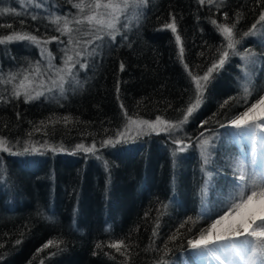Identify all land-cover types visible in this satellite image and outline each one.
Here are the masks:
<instances>
[{"label":"trees","instance_id":"obj_1","mask_svg":"<svg viewBox=\"0 0 264 264\" xmlns=\"http://www.w3.org/2000/svg\"><path fill=\"white\" fill-rule=\"evenodd\" d=\"M6 2L0 0V10ZM47 2L57 10H69L70 18L74 11L78 15L68 0ZM262 8L264 3L256 0H219L211 10L207 2L201 6L197 0H148L140 16L122 29L126 39L117 35L114 43L89 58L88 68L77 74L78 85L60 99L25 103L21 96L0 102V139L20 153H0V264H173L187 253L188 240L216 217L213 202L226 194L229 182L214 175V186L207 188L202 204L201 159L194 148L172 157L182 146L171 143L169 134H149L114 148L100 145L115 139L129 118L180 121L194 103V84L184 65L203 75L217 58V49L222 43L226 46L211 20L231 26L239 14L233 38L240 39ZM171 15L176 17L180 44L176 34L164 28ZM38 17L33 21L30 15L6 12L0 23L11 27H0V34L23 30L41 37L60 35L54 23ZM236 48L251 49L258 57L251 103L264 89V48L251 36L240 39ZM35 57L33 48L21 42L0 46V76L27 69ZM240 76L239 56H230L185 122V140L187 135L219 130V122L227 123L244 111ZM12 89L0 83V96H11ZM230 97L236 100L221 108ZM203 121L207 123L201 127ZM93 143L96 157L78 152L77 145ZM220 151L229 149L223 145ZM189 217L195 224L190 221L180 228ZM174 234L177 239L170 240ZM113 243L120 244L119 251L108 246Z\"/></svg>","mask_w":264,"mask_h":264},{"label":"snow or ice","instance_id":"obj_2","mask_svg":"<svg viewBox=\"0 0 264 264\" xmlns=\"http://www.w3.org/2000/svg\"><path fill=\"white\" fill-rule=\"evenodd\" d=\"M72 3V6L78 10V15L73 17L72 21L68 20L67 15L55 16L53 23L57 25L56 31L60 32L61 36L68 35V40L65 42L58 36H37L29 32L13 31L11 34H0V45H6L10 42H27L32 46H36L40 50L41 60L37 61L34 65L30 64L27 69L19 70L17 73H9L5 78L0 76V83H13L17 76H22L19 84H14L11 96H0V102L8 103L12 99H19L21 95L24 96V102L28 103L34 99H37L41 95H44L43 91H36L35 94H31L28 89L25 88V82L29 81V76H40L41 63L46 61V71L52 72L56 79H52L51 83L53 87H59L61 93L64 92V84L67 83V78H71L73 82L79 83L76 80V73L73 69L79 65L80 70H86L88 68V59L100 54V52L109 44L116 41L117 35L121 36V39H126L123 35L122 29H127L128 24V9H138L148 3V0H78L73 3V0H68ZM211 6L216 3V0H197V3L204 6L205 3ZM223 3V0H221ZM257 4L264 3V0H256ZM36 8H46L45 0H38L35 5ZM88 12L85 13V9ZM219 10V5L217 6ZM13 13V9L4 8L0 10V15L4 13ZM15 15H30L31 20L36 21L39 17L37 13L27 12H15ZM224 19H228V13L225 12ZM121 16L125 18L124 23L121 24ZM61 19L64 20L63 27L59 26ZM239 20V14H237V20L229 26L227 23L217 24L215 19L211 20V23L216 27L217 31L224 37L226 46L224 43L217 49L218 56L213 59L210 66L204 71L203 75L196 74L193 70L188 68L185 64L184 68L187 71L189 82L194 84V103L186 109V114L180 121L175 124H171L169 128V140L175 145H184L174 150L171 155L176 156V152H184L187 147H190L191 137L187 138V142L183 134L177 136L176 133H183L182 125L188 121L189 116L193 111L198 109L201 102L203 93L207 86L219 75V72L224 68V65L229 62L230 56H239L243 61V68L247 69L248 65L255 64L258 60L257 54L252 52L251 49H246L243 52L238 51L236 45L240 43V39L246 36H261L264 37V8L261 9L257 19L252 23L248 31L241 34L240 39H234V29L236 23ZM21 24L24 21H20ZM69 23H74L78 27L76 29H70ZM87 23L89 29L84 32V35L90 36V39L84 41H76L77 45L82 47L70 48L73 45V37L70 34L73 31H79V26ZM119 25V26H118ZM259 25V28L257 27ZM11 27V24L0 23V27ZM165 29H170L175 35V40L178 44L181 43V37L177 34L176 17L171 15L170 22L164 25ZM39 32V27L36 29ZM109 39L106 41L105 37ZM52 41H57L62 45L60 51L63 53L61 60L62 66L57 67L53 60L55 59L50 51L44 46ZM130 46V45H129ZM261 47L264 48V39L261 40ZM231 50V51H229ZM184 48L181 45L179 48V55L182 58ZM203 55V53H201ZM257 57V59H254ZM123 62L120 63V71L124 70ZM216 74L214 76L213 74ZM51 79V77H49ZM243 81L238 87L242 89V95L240 99L244 101L242 107L244 111L235 115L233 118L227 119V123L219 122L221 128L236 130L232 135L240 143L247 140L252 145V158L247 163L245 159L241 157H230L228 162L221 167L212 168L209 170V165L213 163L212 152L220 143V136L206 137L204 132L200 133V136L196 138L198 146L200 148L201 156V173H202V204L203 196L206 194L207 188L211 185L214 186L213 176H222V178L229 182L231 187V193L229 197L223 201V207L218 216L211 219L208 227L200 230L198 238L189 239L188 244L193 248L206 253L210 258L224 264L222 257H238L243 264H264V170L257 171L255 164L257 156L260 155L261 159H264V152H257V142L264 147V89H261L251 103H249V97L252 95L250 86L252 83V76L250 72L244 71L243 75L237 78ZM42 83V82H41ZM48 91H52V87L48 88ZM119 82L116 85L117 99L119 100ZM230 100H236V97H230L221 104V108L228 105ZM239 103V101H237ZM120 108L125 118H128V112L125 109L123 103H120ZM19 116V114H17ZM159 120V118H157ZM144 124L149 126V121H143ZM207 121L201 122V127L206 124ZM127 130V129H126ZM141 135L140 132L136 133V136ZM125 136L124 131H119L116 134V139L109 138L101 142V148L115 147L116 144L121 142L122 137ZM135 139V137H131ZM203 138V139H201ZM6 141L0 139V150L7 152L11 155L20 154L13 151L15 145L6 146ZM127 143V139H125ZM77 148H83V145H77ZM96 144L93 143L92 147L84 148L85 153H93L95 155ZM35 151V149H33ZM55 151V149H53ZM24 153L29 152L28 147L23 148ZM99 158V157H97ZM176 161L173 159V164ZM225 169H231L230 172H225ZM206 178V179H205ZM168 207L167 204L164 205ZM201 216L204 215L202 212ZM199 218V217H198ZM195 221L189 217L187 220L180 224V228H183L186 223ZM179 231V230H177ZM191 231V229H189ZM177 239V235L174 234L170 237V240ZM19 243V241H17ZM48 243H51L49 241ZM47 246V245H45ZM109 247L120 249V244L113 243L108 245ZM96 247H100L99 244ZM165 248L167 245L165 244ZM166 264V262H161Z\"/></svg>","mask_w":264,"mask_h":264},{"label":"rangeland","instance_id":"obj_3","mask_svg":"<svg viewBox=\"0 0 264 264\" xmlns=\"http://www.w3.org/2000/svg\"><path fill=\"white\" fill-rule=\"evenodd\" d=\"M217 1H219V0H216V2ZM77 2H78V0H77ZM37 3H38V0H7L6 6H4V8L13 9L14 13L15 12H27L30 14L31 13H37L38 16L45 17L47 20L49 19L52 23H53L55 16L63 17L65 15H67L69 21H72L71 19H73V16H75V11L73 12V16L70 18L71 14H70L69 10H64V11L57 10L55 5L50 4L49 2H47V0H45L46 8H36L35 5ZM143 9H144V6L141 8H138V9L129 8L128 9V24H130L134 19L138 18L140 16L139 15L140 12ZM87 12H88V9L86 8L85 13H87ZM120 19H121V24H123L125 18L123 16H121ZM72 24H74V23H69L68 27L71 28ZM63 25H64V20L61 19L59 26L63 27ZM76 27H78V26H76ZM257 27L259 28V25H257ZM88 29H89V25L87 23L79 26V31H78L79 33H78V35H76V34L72 35L73 45H71L69 47L70 48L82 47V43H81V45H77L76 41L82 42L84 40L90 39V36L84 35V32L87 31ZM58 37H60L65 42L68 40V35L61 36V34H60ZM252 38L258 42H261V40L264 39V37H261V36H256V37H252ZM108 39L109 38L106 36L105 40L107 41ZM22 44L31 46L36 53L35 59L31 60L32 65H34L37 61L41 60L39 48H37L36 46H32V45L28 44L27 42H22ZM50 44L52 46H50ZM0 46L3 47L5 45H0ZM44 47L48 51H50L52 53L53 57L55 58L53 60V63L57 67H61L62 66L61 57H62L63 53L60 51V48L62 47V45L60 43H58L57 41H52L51 43H48ZM239 59H240V63H241L242 75H243V72L246 70V71L250 72V74L252 76V74H253L252 71L254 70L253 68H255V66L257 65L258 60L255 64H250V65H248L247 69H244L243 68V61L241 60L240 57H239ZM254 59H257V57H254ZM45 66H46V61L42 62L40 65L42 74L40 76L30 75L29 81L25 82V88L28 89L31 94H35L36 91H43L44 92V95H41L37 99L42 98L45 100H58L64 95L65 91H67L69 87L74 86L76 84L78 85V83L73 82L72 79L69 77V78H67L68 82L65 83L63 86L64 92L61 93L59 91V87L58 86L53 87L52 83H51L52 79H56V76L52 72L46 71ZM79 71H81V70L79 69V65H77L76 68L73 69V72L76 73V77H77V74L79 73ZM49 77H51V79ZM21 79H22V77L19 79L16 78V80L13 81V83H9V84L13 88V85L19 84V81ZM76 80H77V78H76ZM49 87H52V91H50V92L48 91ZM21 96L24 98L23 95H21ZM34 100H36V99H34ZM143 121H149V120L129 118L127 120L125 126L121 129V131L125 132V136L120 138L121 139L120 143H122V142L125 143V139H127V143H128L130 141H133L137 138L139 139V138L147 136L149 134H157V133L169 134L168 130L170 128V125L176 123V122H168V121L161 120V119H159V120L155 119V120L149 121L150 125H151V126H149L147 124H144ZM184 124L182 125L183 133L177 132L176 133L177 136H181L182 134L184 136H186ZM220 129H223L224 131H220ZM220 129L215 130V131H204L206 137H213V136H217V135L220 136V143L217 145V148L214 151L209 149V151L212 152V161H213V163L209 165V170H211L212 168L223 166L225 163L228 162V158H230V157H237V156L241 157V158L245 159L246 163L248 161H250L252 158V145H251V143H249L247 140H244V141L238 143L236 137L234 135H232V133H234L236 131L234 129H226V128H221V127H220ZM137 132H140L141 135L136 136ZM187 136L190 137L189 135H187ZM199 136H200V134H198L194 138H191L190 147H187L185 151H187L188 149L194 148L197 151L198 156L201 159L200 148H199L197 140H196V138ZM131 137H135V139H132ZM115 139H113V140H115ZM201 139H203V138H201ZM186 142H187V140H186ZM120 143H118V144H120ZM223 145H225V147H227L229 149V151H220V149L222 150ZM177 146L184 147V145H177ZM108 147H111V146H108ZM84 148H90V147H84L83 146V148H79L77 150H78V152H81L84 154H91L92 156H95V157L97 156L98 152L96 151V149L94 150L95 151V155H94L93 153H85L83 151ZM216 152L217 153L219 152V154H220V156L218 158L216 157ZM257 152L258 153L264 152V147L260 146L259 142H257ZM0 153H3V151L0 150ZM255 167H256V170L258 172L264 170V159H261L260 155L257 156ZM225 170H226L225 171L226 173L231 171V169H225ZM231 191L232 190H231V187L229 185L228 190L226 191L225 195L215 197L216 199H215V202H213L212 212H213V214H216V217L218 216L219 212L221 211V209L223 207V201L229 197V194L231 193ZM208 225L206 227H208ZM198 235L195 236V238H193V239L198 238ZM222 259L224 260V264H243V261H241L238 257H222ZM173 264H219V262L210 258L206 253H204L200 250H197V249H193L191 246H189L187 253L182 254L181 257L177 261H175Z\"/></svg>","mask_w":264,"mask_h":264}]
</instances>
